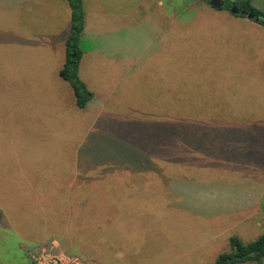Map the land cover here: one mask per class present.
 <instances>
[{
	"label": "rangeland",
	"instance_id": "obj_1",
	"mask_svg": "<svg viewBox=\"0 0 264 264\" xmlns=\"http://www.w3.org/2000/svg\"><path fill=\"white\" fill-rule=\"evenodd\" d=\"M190 2L191 0H172L173 32L167 38L169 43H166L165 36L160 38L157 49L150 46L151 43L145 48L146 40L153 35L140 30L130 32V27H127L132 21L130 19H125L126 25L122 27L120 24L124 20L106 22L96 18L89 19L90 30L100 31L97 37L121 36L125 43L121 49L106 51L107 65L104 68L97 64V54L88 51L87 63L83 65V58L82 68L78 65V78L89 91L92 87L104 95L109 90L117 92L104 106V112L136 121L134 128L139 135L135 139L141 138V151L151 152L156 147L145 144L146 136L159 137L164 134L162 128L166 125L165 116L158 111V107L188 111L198 120V125H209L213 130H217L216 127L221 130L230 125L235 127L241 124L235 128H243V138L235 130L222 133L210 131L211 136L208 138L214 139V143L221 146L224 159L227 160L224 165L229 171L220 175L219 172L223 169L216 171V164L212 169L215 168L213 171L220 175V179L230 184L249 181L253 184V181H260L259 186L252 188L264 194V172L254 179L252 173L245 169L248 162L264 165V125L259 126L263 132L253 131L255 125L264 122V26L245 16L211 9L203 0H198L193 5H189ZM130 5L132 4H125L128 8ZM251 5L264 13V0H251ZM150 6L158 8L157 3H151ZM4 13L0 12L2 15ZM176 19L183 24L176 23ZM112 22L119 23V26ZM0 25V32H5L1 19ZM112 28L120 30L115 35L103 31ZM150 40L152 42L154 38ZM38 42L40 45H35L38 49L23 50L21 44L16 43L10 34L0 33V177L5 176L6 162L14 154L11 142H22L23 136L33 133L37 129L33 127V122L50 128L40 131L50 142H54L55 133L60 132L62 137L69 124L73 128L74 121L69 118L79 110L69 85L59 76L62 61L58 50L60 47L40 39ZM92 43L94 42L83 43V50L94 47ZM149 47L152 51L147 50ZM137 54L141 55L145 64L138 68L137 75L134 73L136 76L122 80L120 68L125 69L131 65ZM93 61L96 62L94 67L90 63ZM80 70L84 76L80 75ZM83 79H86L88 85ZM87 106L88 104L84 108ZM177 117L183 116L174 113L173 118ZM56 120H60L59 123ZM132 133L133 130L127 135L131 136ZM249 135L262 143L263 154L256 156L252 146L240 147L242 143L248 146L252 142ZM29 150L37 156L38 149L30 147ZM181 167L182 165L177 166L179 169ZM229 188H225L221 181L215 187L221 197L231 196L227 197L229 208L234 206L235 199L243 211L251 206L245 200L250 195L240 196L233 190L225 195L224 191ZM20 192L15 194L8 190L4 181L0 180V264H34L32 256L40 249L53 245L49 241L29 246L26 240H29L33 230L38 228L42 231V228L37 221L36 195ZM71 195L74 200V194ZM94 199L98 202L94 214L99 221L89 231L82 224V218L74 219V222L66 219L67 209L63 213L65 204L62 211L60 208L55 211V235L62 239L70 236L71 241L80 246V252L73 248L74 254L63 247L57 248V252L75 255L85 264H215L218 255L229 252L228 242L224 235L219 234L221 228L218 225L206 228L200 221L191 222L187 216L173 219L176 237L174 242L179 240V245L167 238L166 233L169 231L162 236L156 234L159 224L156 227L150 226L148 216L141 218L143 223L137 226L135 234H127L126 244L123 245L121 241L124 238L117 237L108 243L101 233V195L94 194ZM69 200L71 201V196ZM254 212L255 207L248 211ZM136 213L128 208L122 209L123 223L134 219L139 223ZM112 214H115L113 210L107 211V216ZM77 215L82 213L78 212ZM224 217L223 223L228 216ZM262 218L264 222V216ZM167 220L169 221L165 223L173 222L169 218ZM243 226H237V231ZM246 230L250 239L255 240L264 234V223L260 228L247 224ZM215 234L218 238L214 241ZM184 240H187L186 245L183 244ZM110 245L113 251L109 249ZM195 247L196 252L192 253V248ZM85 249L88 251V259L82 254ZM119 251H123L126 257L118 258Z\"/></svg>",
	"mask_w": 264,
	"mask_h": 264
},
{
	"label": "crops",
	"instance_id": "obj_2",
	"mask_svg": "<svg viewBox=\"0 0 264 264\" xmlns=\"http://www.w3.org/2000/svg\"><path fill=\"white\" fill-rule=\"evenodd\" d=\"M196 2L198 0H191L189 5ZM126 3L136 5H130L128 8L125 6ZM151 3H157L158 8L151 7ZM82 4L84 29L78 44L82 52L80 69L83 58H85L83 65L87 63L88 51L97 54V64L100 68H104L107 65L106 51L121 49L125 43V39L121 36L97 37L100 31L90 30L89 19L96 18L106 22L115 19L124 20L120 24L121 27L126 25L125 19L132 20L127 25L131 33L140 30L153 35L146 40L145 48L151 43L150 46L157 49L160 38L165 36L167 41L173 32L172 0H83ZM2 11L5 13L0 14V19L4 22L5 32L0 33L10 34L16 43L21 44L23 50L37 48L35 45H40L39 39L49 44H56L60 47L58 50L62 56L60 70L62 69L66 57V40L71 26V13L66 0H0V12ZM175 22L183 24L178 19ZM112 23L119 26V23ZM119 30L118 28L103 29L110 35L117 34ZM151 38H154L152 42ZM91 41L94 42L92 43L94 47H87L88 49L83 50L82 44ZM150 48L147 50L152 51ZM135 58L127 68H120L119 74L122 80L136 76L138 68L145 64L140 54H137ZM90 63L94 67L96 62ZM80 75L84 76L81 70ZM83 80L88 85L86 79ZM63 82L69 85L74 96L70 84L65 80ZM89 89L94 93L92 100L84 109L78 108L75 104L79 110L77 114L69 118L74 121L73 128L69 124L62 137L60 132L55 133L54 142H50L41 132L50 128L33 122L35 125L33 127L37 128L33 133L23 136L22 142H11L14 154H11L6 162L5 176L0 177V180H3L6 188L15 194L22 191L23 194L36 195L37 221L42 231L38 228L36 231L33 230L29 240H26L29 246L41 245L50 241L56 249L63 247L74 254L73 248H76L80 252L78 249L80 246L75 245L70 236L62 239L55 235V211L59 208L62 211L63 204H65L63 213L67 209L66 219L74 222V219L82 218V224L87 230L91 229L94 223L97 225L99 221L98 216L94 214L98 207L94 194L101 195V233L108 243L117 237L124 238L121 241L123 245L126 244L124 242H127V234H135L137 226L143 223L141 218L146 216H148L150 226L156 227L159 224L156 234L162 236L169 231L166 236L173 242L176 238L173 219L184 216H187L193 223L200 221L201 225L206 228L218 225L221 228L219 234L224 235L228 245L231 237H237L243 244L254 241L250 239L246 229L247 224L260 228L264 223L262 218L264 216V194L252 188V186H259L260 181H253V184H250V181L230 184L221 180L219 176L229 171L224 165L227 160L224 159L221 146L214 143V139L208 138L211 136L210 131L222 133L234 130L243 138L245 136L243 128H235L241 124L235 127L230 125L221 130L216 127L217 130H213L209 125H198V120L188 111L158 107V111L165 116L166 125L162 128L164 134L159 137L146 136L145 144H152L156 147L151 152L150 150L141 151V138L135 139L139 135L138 130L134 128L136 121H128L116 114L104 112V106L114 98L117 92L109 90L108 94L104 95L98 90H93L92 87ZM174 113L183 117L173 118ZM56 121L59 123L60 120ZM104 124H106L105 127ZM262 125L264 122L258 123L253 131L263 132V129L259 127ZM58 128H60L59 125ZM132 130V135H127ZM55 132L58 131L55 130ZM249 140L252 142L248 146L242 143L240 147L252 146L255 155H261L262 143L255 140L253 135H249ZM30 147L38 149L37 156L29 150ZM250 153L254 155V152ZM248 163L245 169L252 173L251 176L254 179L264 172V165ZM214 164L217 166L215 168H218L216 171L223 169L219 172L220 175L213 171ZM178 165L182 167L179 169ZM220 181L225 184V188H229L228 185L231 187L224 191L225 195L232 190L240 196L250 195L245 200L251 206L243 211L235 199L234 206L229 208L227 197L231 196L221 197L215 189ZM71 194H74V200ZM201 203L206 206L203 207ZM253 206L256 212L248 213L254 209ZM124 208L136 211L135 217L140 220L139 223L137 219L123 223L121 210ZM111 210L115 214L107 216V211ZM78 212L82 215H77ZM224 216L228 217L223 223ZM167 218L173 222L165 223L169 221ZM163 219L165 220L161 221ZM248 220L250 222H246ZM237 226L244 228L237 231ZM237 232L239 233L236 234ZM213 238L215 241L218 236L215 234ZM186 241L184 240L183 244L186 245ZM174 243L178 244L179 240ZM196 248H192V253L196 252ZM109 249L113 251L112 245ZM82 254L88 259L86 249ZM117 257L125 258L126 256L123 251H119Z\"/></svg>",
	"mask_w": 264,
	"mask_h": 264
},
{
	"label": "trees",
	"instance_id": "obj_3",
	"mask_svg": "<svg viewBox=\"0 0 264 264\" xmlns=\"http://www.w3.org/2000/svg\"><path fill=\"white\" fill-rule=\"evenodd\" d=\"M71 13L70 33L66 40L65 63L59 72V76L68 82L73 90L75 103L78 108L83 109L92 99L93 94L78 78V65L82 55L78 47L80 36L84 29V10L82 0H66ZM206 2V0H203ZM223 6L219 9L209 6L215 10H225L229 12L230 7L235 4L238 8L245 9L248 13H253L255 17L264 20V13L251 5V0H221ZM235 16L243 17L241 14ZM261 23V22H259ZM263 26L264 24L261 23ZM74 55V57H72ZM255 253L254 256H248ZM226 262V264H239L244 262L264 263V235L256 240L243 244L237 237L229 239V252L218 256L215 264Z\"/></svg>",
	"mask_w": 264,
	"mask_h": 264
},
{
	"label": "built area",
	"instance_id": "obj_4",
	"mask_svg": "<svg viewBox=\"0 0 264 264\" xmlns=\"http://www.w3.org/2000/svg\"><path fill=\"white\" fill-rule=\"evenodd\" d=\"M34 264H85L75 255L57 252L54 246L40 249L32 256Z\"/></svg>",
	"mask_w": 264,
	"mask_h": 264
},
{
	"label": "water",
	"instance_id": "obj_5",
	"mask_svg": "<svg viewBox=\"0 0 264 264\" xmlns=\"http://www.w3.org/2000/svg\"><path fill=\"white\" fill-rule=\"evenodd\" d=\"M206 2L210 6H212L214 8H217V9H219V8H221L223 6V2L221 0H206ZM229 12L232 15L241 14V15L247 17L248 19H252V20H255L257 22H261V23L264 24V20L255 17V15L253 13H248L245 9L238 8L235 4H233L230 7ZM72 57H74V55H72ZM254 255H255V253L248 254V256H254ZM219 264H226V262H220Z\"/></svg>",
	"mask_w": 264,
	"mask_h": 264
}]
</instances>
